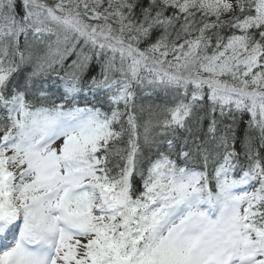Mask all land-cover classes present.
Here are the masks:
<instances>
[{"label":"snow or ice","instance_id":"1","mask_svg":"<svg viewBox=\"0 0 264 264\" xmlns=\"http://www.w3.org/2000/svg\"><path fill=\"white\" fill-rule=\"evenodd\" d=\"M0 264H264V0H0Z\"/></svg>","mask_w":264,"mask_h":264}]
</instances>
